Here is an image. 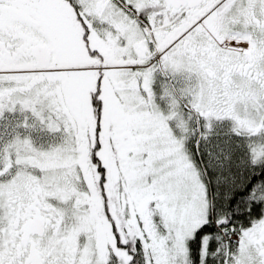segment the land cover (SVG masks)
<instances>
[{
	"label": "snow or ice",
	"instance_id": "snow-or-ice-1",
	"mask_svg": "<svg viewBox=\"0 0 264 264\" xmlns=\"http://www.w3.org/2000/svg\"><path fill=\"white\" fill-rule=\"evenodd\" d=\"M0 264H264V0H0Z\"/></svg>",
	"mask_w": 264,
	"mask_h": 264
}]
</instances>
